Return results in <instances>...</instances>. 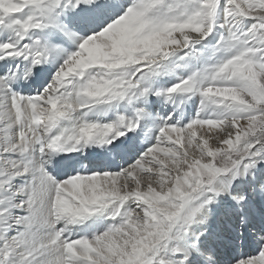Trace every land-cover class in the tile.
Listing matches in <instances>:
<instances>
[{
    "label": "snow or ice",
    "instance_id": "obj_1",
    "mask_svg": "<svg viewBox=\"0 0 264 264\" xmlns=\"http://www.w3.org/2000/svg\"><path fill=\"white\" fill-rule=\"evenodd\" d=\"M0 264H264V0H0Z\"/></svg>",
    "mask_w": 264,
    "mask_h": 264
}]
</instances>
